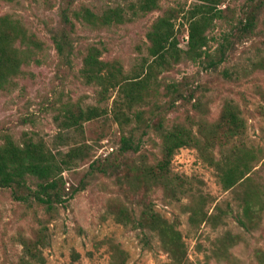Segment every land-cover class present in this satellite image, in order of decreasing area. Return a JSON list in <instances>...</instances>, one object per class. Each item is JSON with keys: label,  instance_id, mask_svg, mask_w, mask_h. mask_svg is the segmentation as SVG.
<instances>
[{"label": "rangeland", "instance_id": "obj_1", "mask_svg": "<svg viewBox=\"0 0 264 264\" xmlns=\"http://www.w3.org/2000/svg\"><path fill=\"white\" fill-rule=\"evenodd\" d=\"M134 1L76 0L75 7L86 6L101 14L114 7L127 10ZM59 3L0 0V16L12 14L44 42L39 62L22 67L24 74L14 79L12 89L0 92V142L5 136L19 142L28 135L43 140L54 152L74 150L77 154L63 173L64 200L52 214L15 202L7 190L0 189V264H18L21 239L34 238L40 228L47 240L42 250L45 264H174L156 233L137 227L136 220L147 210L180 233L184 264H264V212L255 227L239 226L234 217L245 186L224 191L207 157L201 158L192 148L178 151L169 184L177 193L171 194L160 184L136 178L138 167L152 165L161 157V142L153 130L137 131L138 150L122 154L118 151L121 131L109 113L86 122L81 133L65 131L55 120L62 102L111 105L113 98L98 103L97 88L85 85L79 77L81 54L88 46L99 48L104 61L117 60L132 74L146 56L151 23L169 8H188L192 0H159L158 10L142 17L128 14L122 23L102 29L76 22L71 66L60 62L48 35V29L58 25ZM220 8L234 23L255 8L253 31L231 38L230 24L216 21L208 32L209 51L216 62L217 48L228 35L223 59L214 65L183 60L156 75L160 110L145 117L161 120L165 129L179 124L195 132L201 122H216L224 104L231 102L245 121V144L262 153L264 71L257 63L264 58V0H224ZM177 29L179 47L185 49L184 18L177 20ZM174 82H183L184 98L166 109L170 96L164 95V88ZM262 161L250 174L254 185L264 184ZM92 163L100 169L89 174Z\"/></svg>", "mask_w": 264, "mask_h": 264}, {"label": "trees", "instance_id": "obj_2", "mask_svg": "<svg viewBox=\"0 0 264 264\" xmlns=\"http://www.w3.org/2000/svg\"><path fill=\"white\" fill-rule=\"evenodd\" d=\"M75 3L76 0H60L58 25L48 29L58 59L66 66H71L74 55L72 36L76 22L92 29H102L122 23L128 14L133 18L142 17L159 9V0H135L128 4L127 10L114 7L96 14L86 6L76 8ZM223 3L224 0H192L188 8L165 10L148 28L146 56L132 74L126 73L117 60L104 61L99 48L88 46L81 54L79 77L85 85L97 88L98 103L113 98L111 105L103 108L99 105L83 106L79 102H62L57 108L55 120L63 130L81 133L86 122L109 113L121 131L118 151L122 154L138 150L139 141L135 140L137 131L144 133L147 129L153 130L161 142V157L152 165L138 167L136 178L160 184L171 194L177 193V188H169L174 156L183 148L195 149L201 158L207 157L224 191L233 190L237 185L245 186L237 204L239 213L234 218L239 226L249 230L255 227L264 212V184L254 185L250 176L256 171L257 164L262 160L264 164V152H256L245 144L246 124L237 107L226 102L216 122H201L195 132L179 124L165 129L161 120L154 122L152 117H145L160 110L157 100L160 85L156 75L171 70L183 60L214 65L223 59L230 43L228 35L217 48L219 59L216 62L209 51L208 32L215 27L216 21L230 24L233 31L231 38L253 31L255 8H250L243 19L234 23L229 14L220 8ZM181 17L187 24L185 49L179 47L177 37V20ZM43 49L44 42L28 30L20 19L12 14L1 15L0 92L12 89L14 79L24 74L22 67L38 63L37 55ZM257 67L264 71V58L259 60ZM164 89V95L170 96L164 106L166 109L184 98L183 82L171 83ZM216 149L218 156L214 153ZM76 158L74 150L66 154L54 152L43 140L28 135L19 142L5 136L0 142V189L7 190L15 202L27 207L36 205L52 214L54 208L64 200L63 173ZM95 169L100 168L92 163L88 173ZM136 222L138 228L156 233L174 264H184L183 243L173 225L152 210L141 212ZM43 231L44 228H40L34 238L21 239L18 264H45L42 250L47 240Z\"/></svg>", "mask_w": 264, "mask_h": 264}]
</instances>
